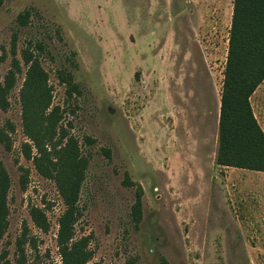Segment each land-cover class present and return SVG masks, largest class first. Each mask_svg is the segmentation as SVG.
I'll use <instances>...</instances> for the list:
<instances>
[{"label": "rangeland", "instance_id": "374dc122", "mask_svg": "<svg viewBox=\"0 0 264 264\" xmlns=\"http://www.w3.org/2000/svg\"><path fill=\"white\" fill-rule=\"evenodd\" d=\"M233 6L0 0V85L9 104L0 128L12 140L10 150L0 142L9 178L0 254L10 264H20L21 239L25 264H62L65 205L22 151L37 130L23 107L25 99L34 103L25 92L26 56L45 73L39 92L52 103L47 113L59 108L57 138L63 131L74 137L88 161L74 227L75 240H88V264H264V173L216 164ZM69 76L79 94L70 96ZM251 104L264 131V83ZM33 209L44 214L47 231Z\"/></svg>", "mask_w": 264, "mask_h": 264}, {"label": "trees", "instance_id": "16d2710c", "mask_svg": "<svg viewBox=\"0 0 264 264\" xmlns=\"http://www.w3.org/2000/svg\"><path fill=\"white\" fill-rule=\"evenodd\" d=\"M25 62L31 64L25 82V92L29 95V102L32 100L34 103L30 107L28 100L25 99L23 107L25 113L28 109L33 111L32 115L37 120V130L29 133L33 145L24 144L22 151L28 160L33 161L36 170L43 177L55 182L65 205V210L59 218L57 237L62 264H88L93 257L88 249V240L85 238L75 240L74 229L81 217L79 199L88 161L82 155L79 143L74 137L63 131L57 138L59 108L55 107L47 113L52 103L47 96L39 92L41 86L44 89L45 73L31 56H26ZM64 83L69 88L70 96L80 93L71 76L64 79ZM263 83L264 0H234L221 93L216 157L218 166L264 173V131L256 119L251 104L253 95ZM5 90L0 85L2 111L9 107ZM11 141L9 134L0 128V142L8 150L12 147ZM33 148L36 149L35 154ZM21 183L23 186L28 183L26 175L22 176ZM8 192L9 178L5 169L0 166V243L9 226ZM141 211L142 201L139 192L133 208L137 221L141 220ZM32 213L34 221L47 231L48 224L44 214L38 209H33ZM23 237H26V233ZM25 243L22 239L18 242L20 264L27 261L23 248ZM0 264H10L6 252L0 254ZM163 264L168 262L164 260Z\"/></svg>", "mask_w": 264, "mask_h": 264}]
</instances>
